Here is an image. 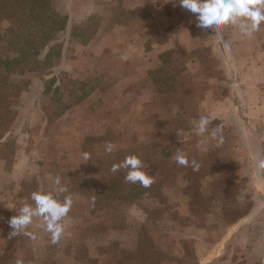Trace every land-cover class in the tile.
<instances>
[{"label":"crops","instance_id":"crops-1","mask_svg":"<svg viewBox=\"0 0 264 264\" xmlns=\"http://www.w3.org/2000/svg\"><path fill=\"white\" fill-rule=\"evenodd\" d=\"M51 3L66 17L54 32L66 36L61 49L51 36L38 57L51 55L46 69L10 72L21 88L0 107V264H264V246L254 247L264 230V173L254 157L264 152V25L252 38L225 28V53L176 0ZM3 20L13 38L12 20ZM16 55L14 45L0 58V77L1 62ZM64 83L73 102L53 113ZM205 115L210 128L222 127V144L196 134ZM86 126L102 148L115 143V163L139 156L156 192L138 196L139 184L131 192L125 171L126 187L105 183L96 145L87 143L83 159ZM177 149L199 171L178 165ZM57 175L74 200L62 240L51 243L41 218L28 229L35 240L9 238L17 214L9 208L33 203L32 192H54ZM240 243L241 259L232 250Z\"/></svg>","mask_w":264,"mask_h":264},{"label":"clouds","instance_id":"clouds-1","mask_svg":"<svg viewBox=\"0 0 264 264\" xmlns=\"http://www.w3.org/2000/svg\"><path fill=\"white\" fill-rule=\"evenodd\" d=\"M179 6L195 15L197 27L201 29H211L215 36V41L225 53L231 52V44L225 38L224 29L235 28L242 37L252 38L259 32L261 25H264V0H176ZM211 121L208 116H201L196 123L195 131L197 135H207L217 144L224 142L222 127L210 128ZM114 145L107 143L105 151L111 154ZM85 161L90 160V154H82ZM256 170L264 173V152L258 148L254 149ZM175 162L183 167H192L193 171H199L200 163L193 159L189 161L187 156L177 149L174 156ZM145 165L137 155H128L122 161L111 166L113 173L124 170V179L131 184H139L144 188L150 187L154 182V177L147 174L143 169ZM55 185L54 192L35 191L31 193L30 199L33 203H24L19 208L15 205L9 209H15L16 215L8 221L11 228L9 238L26 235L35 240L36 234L28 229L34 223V218L42 219L44 231L50 234V241L53 245L58 244L65 235L68 214L71 211L74 200L68 192L67 187L62 183L59 175L53 178ZM92 204H95L93 198Z\"/></svg>","mask_w":264,"mask_h":264},{"label":"trees","instance_id":"trees-1","mask_svg":"<svg viewBox=\"0 0 264 264\" xmlns=\"http://www.w3.org/2000/svg\"><path fill=\"white\" fill-rule=\"evenodd\" d=\"M0 19H11L8 31L15 41L17 55L1 62L0 107L8 103V95L15 94L21 85L8 81V74L25 68L46 69L51 64V55L38 58L40 51L55 31L64 28L66 17L58 14L51 0H0ZM156 182V181H155ZM131 188V192L135 188ZM137 187V186H136ZM139 187V186H138ZM142 187V186H141ZM139 190L138 196L147 191L156 192V186ZM130 198H135L134 192ZM145 195V194H144ZM148 248V246H146Z\"/></svg>","mask_w":264,"mask_h":264},{"label":"rangeland","instance_id":"rangeland-1","mask_svg":"<svg viewBox=\"0 0 264 264\" xmlns=\"http://www.w3.org/2000/svg\"><path fill=\"white\" fill-rule=\"evenodd\" d=\"M9 24H10V21L9 20H3V23H0V33H4L3 37L0 38V46H1V50H0L1 55H0V58L3 57V56H5L8 51H13L14 50V45H15L14 44L15 43L14 39L12 37L8 36L7 33H6V31H4V28L7 27ZM54 37H55V39L56 38L58 39V42L56 41L55 44L52 45V47H54L55 49H59V48L61 49V46H62L63 41L65 40L66 36H63V33H58L55 36L53 34L52 35V38L54 39ZM68 37L69 36H67V38ZM59 39H61L62 41H60ZM67 44L69 45V47H70V45H74V43L70 39L67 42ZM54 48H52V49H54ZM55 49L53 50V52H55ZM172 71H175V70L174 69L169 70V72H172ZM61 91H62V94L56 95V96H59L60 97L59 98V103L57 105L56 104L55 105L53 104V106L49 107V111H51L54 108L53 111H52L53 113H58L59 110L61 109V107L64 106V104H71L73 102V100H72V93H73L72 92V89L71 90L68 89L67 86H66V83H64L63 90H61ZM73 94H75V93H73ZM117 113H118L117 111L113 113L112 121H113V119L116 118ZM65 122H67V120ZM89 135H90V128H89V126H86V128H85V130L83 132L78 133V136L79 137H82V140L84 141L82 145H83V148H84V151L85 152H87V149H86L87 143L89 145L92 143L93 146L96 145V147H95V157H96V160H95V168L96 169L95 170H96V173L97 172L98 173H103L104 177L107 179V181L105 180L106 181L105 183H107V184L109 183L111 188L117 187L118 185H120L122 188L126 187L127 186V182L124 181V180H122L123 175L125 174L124 173V170H121V171L116 172V173H113L111 171V166L116 162L115 156L117 154V146L115 145V143H113V145L115 146L114 147V151L111 154H108V153L105 154V156L107 158L112 159L114 162H111V163L105 165L103 163V160H105V156H103L102 154L101 155L100 154H96V151L102 152V151L105 150V148H102L101 147L102 142H99L98 141V136L90 137ZM103 165H105V166H103ZM26 167L28 168V166H26ZM120 173H121V176H120ZM164 179H165V181L167 180L166 173L164 174ZM101 182H102V180L100 181V183ZM143 203H145L146 205H148V202H143ZM144 210L146 211L147 210V207H144ZM148 211H149V208H148V210L146 212H148ZM263 231L264 230H262V231L261 230L260 231H256L258 238H256V241L257 242L254 244V247L255 248H258L260 246V249L261 250H262V248L264 246V243H263V240H264L263 237L264 236H262ZM244 245L245 244L240 243L236 247L235 246L234 247L232 246L233 247L232 250H236L237 251L236 253L239 255L238 257L240 259L243 257L242 256L243 253H245L246 246H244ZM219 246L221 247V246H223V244H220ZM3 249L4 248H2L0 246V251H2ZM234 254H235V252H233V255ZM245 255H246V253H245ZM25 262L26 261H22V264H25ZM241 262H243L242 259L239 262H237V264H239ZM1 264H4V263H1ZM222 264H226V262L224 261V262H222Z\"/></svg>","mask_w":264,"mask_h":264}]
</instances>
